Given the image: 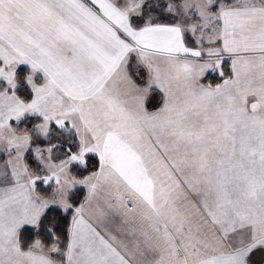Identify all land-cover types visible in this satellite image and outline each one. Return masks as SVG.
<instances>
[{
	"label": "snow or ice",
	"instance_id": "6c2138e0",
	"mask_svg": "<svg viewBox=\"0 0 264 264\" xmlns=\"http://www.w3.org/2000/svg\"><path fill=\"white\" fill-rule=\"evenodd\" d=\"M0 156V264H264V0H0Z\"/></svg>",
	"mask_w": 264,
	"mask_h": 264
},
{
	"label": "trees",
	"instance_id": "16d2710c",
	"mask_svg": "<svg viewBox=\"0 0 264 264\" xmlns=\"http://www.w3.org/2000/svg\"><path fill=\"white\" fill-rule=\"evenodd\" d=\"M21 74H23V73H21ZM4 159H5V156H0V163H2ZM29 163L33 164V166L35 164V162L32 161V160H30ZM93 163H94V161H93ZM48 194H50V192ZM83 194H84L83 192L79 193L77 199H82L83 198Z\"/></svg>",
	"mask_w": 264,
	"mask_h": 264
},
{
	"label": "rangeland",
	"instance_id": "374dc122",
	"mask_svg": "<svg viewBox=\"0 0 264 264\" xmlns=\"http://www.w3.org/2000/svg\"><path fill=\"white\" fill-rule=\"evenodd\" d=\"M5 159H6V157H5Z\"/></svg>",
	"mask_w": 264,
	"mask_h": 264
}]
</instances>
